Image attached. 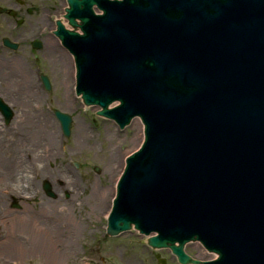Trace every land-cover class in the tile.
I'll use <instances>...</instances> for the list:
<instances>
[{"label": "water", "instance_id": "1", "mask_svg": "<svg viewBox=\"0 0 264 264\" xmlns=\"http://www.w3.org/2000/svg\"><path fill=\"white\" fill-rule=\"evenodd\" d=\"M71 2L81 34L57 35L76 94L120 129L143 125L107 233L133 226L181 264L189 241L218 255L207 264H264V0ZM0 113L12 119L1 100ZM54 116L68 137L71 117Z\"/></svg>", "mask_w": 264, "mask_h": 264}, {"label": "rangeland", "instance_id": "2", "mask_svg": "<svg viewBox=\"0 0 264 264\" xmlns=\"http://www.w3.org/2000/svg\"><path fill=\"white\" fill-rule=\"evenodd\" d=\"M58 54L64 59L60 57V60ZM27 56L21 50L0 54V97L15 113L9 126L3 124L0 116V184L5 183L13 189L18 184L16 193L8 194L9 189L0 185V264H38L28 255L21 257L11 252L5 243L13 220L39 212L45 216L57 212L62 219H74L77 253L65 259L63 264H158V259L165 260V264H179L169 250L149 248L146 237L133 229L109 237L105 232L106 214L112 202L110 200L106 207L102 204L97 207V201L90 199L95 189H108L114 175L118 180L125 157L142 141V128L139 131L137 126H133L140 121L135 119L120 130L114 122L96 116V108L84 106L74 94L73 60L68 59L64 52L51 55L54 60L59 59L58 74L49 72L44 52L38 53L39 59L35 63L31 55ZM39 73L50 79L49 92L42 88ZM27 85L30 87L25 88ZM10 92L16 94L9 97ZM55 110L72 117L68 138L62 135L53 116ZM49 133L54 137L51 157L47 148ZM33 138L36 143H31ZM19 139L21 141H17ZM15 141L18 144L11 145ZM34 152L37 159L33 158ZM110 153L114 154L115 160L109 156ZM121 154H124V159L119 163L117 158ZM1 164L9 170L2 171ZM44 180L50 182L56 198L45 196L41 188ZM184 251L198 261L211 258L198 242L186 244ZM14 254L18 257H13L16 256Z\"/></svg>", "mask_w": 264, "mask_h": 264}, {"label": "flooded vegetation", "instance_id": "3", "mask_svg": "<svg viewBox=\"0 0 264 264\" xmlns=\"http://www.w3.org/2000/svg\"><path fill=\"white\" fill-rule=\"evenodd\" d=\"M71 1L74 0H0V54L9 51L6 45H15L16 50L26 52L27 57L31 55L35 63L39 59L38 53L44 52L49 72L58 74L59 59L64 58L58 54L59 59L54 60L51 55L59 51L67 54L55 35L58 24L65 31H74L81 26L78 18L73 19L75 26L69 22ZM91 9L97 13L95 4ZM37 45L39 50L34 48Z\"/></svg>", "mask_w": 264, "mask_h": 264}, {"label": "bare ground", "instance_id": "4", "mask_svg": "<svg viewBox=\"0 0 264 264\" xmlns=\"http://www.w3.org/2000/svg\"><path fill=\"white\" fill-rule=\"evenodd\" d=\"M24 81L26 83L29 82L25 79ZM28 86L29 85L25 86V88H27ZM7 91L8 90H6V92ZM25 93H27V89H25ZM15 94L16 92H10L8 93V96L11 97L14 96ZM11 102L13 103L12 100ZM133 126L134 127L137 126L139 128V131H141L142 126L140 123L137 122ZM19 127L21 130V126ZM16 129L18 130V127H16ZM32 140L33 141L31 143H36V139L33 138ZM17 141H21V139ZM17 141L11 143V145L18 144ZM48 141H49V145L47 148L49 152V157H51L54 148L52 145L54 144L53 142L54 137H52L50 133L48 135ZM15 153H13L15 156L19 155ZM43 155L48 156V154L44 152ZM21 156H24V154H22ZM109 156H112L111 158H113L114 160L116 159L114 157V154L110 153ZM35 157H36V152H34L33 158ZM117 159H119L118 161L119 163H122L124 159V154H121ZM4 165L1 164V166H3V169L1 168V170L2 171L5 170V172H7V170L9 169L6 165L5 166ZM121 166L119 167L121 168ZM111 171L112 168L110 172ZM54 178L55 177H53V179ZM112 179H111L112 183L108 187V189H104V190L95 189L93 192H91L90 199L97 201V203L95 204L97 207H99V205L101 204L106 207L107 204L109 205V201L112 200V198L114 197L115 194L114 184L117 181L116 175H114L113 181ZM0 185H4L7 187V184L5 183ZM7 188L10 191H12L10 192L9 190H7V194L14 192L16 193L15 189L18 188V184L14 189L9 187ZM0 202H1V198H0ZM105 209H107V211L104 212L106 214L108 212V206ZM34 215L29 217L26 215L24 216L23 219L16 218L15 220L12 221L13 226L11 228L10 234L8 235V239L6 240L5 243V246L8 245V248L11 250V252L16 253L18 256L21 257L24 255H28L31 257V259L37 260L38 264H63V261L65 259L67 260L71 255L77 253L74 243L76 241V237H75L76 225L73 224L74 219L72 218L62 219V216L61 215L59 216L57 212L50 213L47 216L41 215L40 212ZM17 255L13 257H18ZM215 257L216 255H211V259H215Z\"/></svg>", "mask_w": 264, "mask_h": 264}]
</instances>
